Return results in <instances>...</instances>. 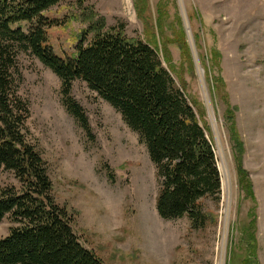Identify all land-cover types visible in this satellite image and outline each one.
I'll return each instance as SVG.
<instances>
[{"label":"rangeland","instance_id":"obj_1","mask_svg":"<svg viewBox=\"0 0 264 264\" xmlns=\"http://www.w3.org/2000/svg\"><path fill=\"white\" fill-rule=\"evenodd\" d=\"M158 9L164 13L163 38L171 42L182 30L191 52L193 69L174 44L167 46L172 76L198 102L213 145L221 195L217 203L203 202L211 221L195 230L187 217L161 219L155 167L138 135L75 81L71 98L87 117V135L62 104L57 77L21 54L17 86L29 107V138L47 164L57 203L73 216V232L104 264H235L234 258L246 254L241 228L255 206L238 186L226 105L213 81L219 78L244 148L242 167L256 204V260L264 264V0H67L45 13L58 22L48 43L55 54L70 55L82 34L102 22L130 38L154 35L163 60ZM212 50L220 55L219 70L211 64ZM12 186H19L12 173L0 170V188ZM11 226L9 218L0 222V239Z\"/></svg>","mask_w":264,"mask_h":264},{"label":"trees","instance_id":"obj_2","mask_svg":"<svg viewBox=\"0 0 264 264\" xmlns=\"http://www.w3.org/2000/svg\"><path fill=\"white\" fill-rule=\"evenodd\" d=\"M65 1L0 0V170L12 173L19 184L0 188V222L9 218L12 223L0 239V264H104L73 232V216L57 203L47 164L29 138V107L17 86L21 54L36 59L57 77L62 104L87 135V117L71 98L75 81L85 83L138 135L155 167L156 210L161 219L187 217L193 229H202L211 221L203 202L220 200L221 177L213 145L200 122L203 113L198 102L186 95L183 82L178 85L172 76L175 67L169 43L193 69L183 31L171 42L163 38L164 13L158 9L156 27L162 37L163 60L154 35L145 40L130 38L122 29H105L102 22L82 34L72 54L59 56L48 43L49 30L58 22L45 13ZM136 8L142 18L141 8ZM86 33L92 36L87 39ZM210 54L211 64L219 70V53L212 50ZM213 81L226 105L239 189L255 206L241 228L246 254L234 258L235 264H258L256 204L242 167L244 148L222 82Z\"/></svg>","mask_w":264,"mask_h":264}]
</instances>
